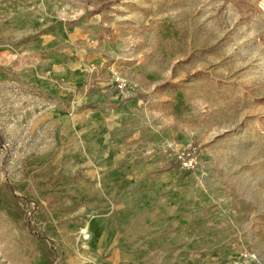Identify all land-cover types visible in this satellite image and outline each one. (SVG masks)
<instances>
[{"label":"rangeland","instance_id":"1","mask_svg":"<svg viewBox=\"0 0 264 264\" xmlns=\"http://www.w3.org/2000/svg\"><path fill=\"white\" fill-rule=\"evenodd\" d=\"M0 264H264V9L0 0Z\"/></svg>","mask_w":264,"mask_h":264},{"label":"built area","instance_id":"2","mask_svg":"<svg viewBox=\"0 0 264 264\" xmlns=\"http://www.w3.org/2000/svg\"><path fill=\"white\" fill-rule=\"evenodd\" d=\"M184 166L185 167H187V168H190L191 167V165H192V161L191 160H188V161H184ZM88 233H86V232H83V238L84 239H87L88 238Z\"/></svg>","mask_w":264,"mask_h":264},{"label":"trees","instance_id":"3","mask_svg":"<svg viewBox=\"0 0 264 264\" xmlns=\"http://www.w3.org/2000/svg\"><path fill=\"white\" fill-rule=\"evenodd\" d=\"M254 1L257 6L264 9V0H254Z\"/></svg>","mask_w":264,"mask_h":264}]
</instances>
